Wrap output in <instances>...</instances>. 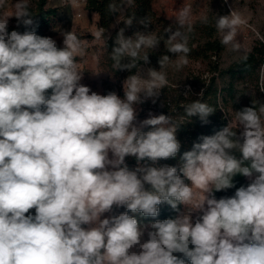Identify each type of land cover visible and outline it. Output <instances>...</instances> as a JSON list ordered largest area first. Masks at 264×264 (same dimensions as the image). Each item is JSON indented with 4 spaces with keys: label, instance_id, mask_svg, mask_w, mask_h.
<instances>
[{
    "label": "clouds",
    "instance_id": "9594fccd",
    "mask_svg": "<svg viewBox=\"0 0 264 264\" xmlns=\"http://www.w3.org/2000/svg\"><path fill=\"white\" fill-rule=\"evenodd\" d=\"M13 7L11 15L0 13V264H264V103L242 107L235 125L201 136L179 169L157 166L181 148L172 116L149 113L137 122V106L155 103L167 86L172 57L177 69L188 62L182 29L191 7L177 11L176 28L169 25L163 38L147 30L148 17L139 21L147 31L117 32L112 67L135 69L123 81V98L81 83L78 58L86 48L73 30L61 32L62 46L34 30L9 32L11 17L17 28L34 24L29 0ZM108 10L118 12L115 4ZM246 23L231 7L218 15L220 43L240 52L238 30ZM91 35L107 45L103 28ZM161 42L171 55L159 57L158 70L144 69L148 50ZM260 85L264 92V69ZM215 110L200 99L184 107L202 123ZM126 157L137 166L129 168ZM237 174L249 183L236 188ZM231 188L232 196L214 195ZM161 204L175 217L146 224L129 215L155 218ZM114 207L126 211L105 216Z\"/></svg>",
    "mask_w": 264,
    "mask_h": 264
},
{
    "label": "trees",
    "instance_id": "16d2710c",
    "mask_svg": "<svg viewBox=\"0 0 264 264\" xmlns=\"http://www.w3.org/2000/svg\"><path fill=\"white\" fill-rule=\"evenodd\" d=\"M85 2L89 10L97 13L98 26L100 28L108 30L113 23L118 20L116 29H114L107 38L108 46L104 44L107 52L108 66L111 70L115 71L112 67L113 62L110 58V52L115 46L117 32L123 28L125 22L130 17L135 18L132 25L138 26L137 29L143 27V25L139 23L142 18L148 17L151 20L154 14L151 8V0H133L131 6L123 3L122 0H85ZM46 3L47 0H38L34 11L30 10L31 14L34 16L32 28L25 29L23 26L17 28L16 25L13 28H9V32L12 30H18L20 32L34 30L37 35L50 37V29L57 15V9L46 7ZM109 4H115L118 8V12L115 14L109 12ZM201 33L202 37H204L203 43L198 44L194 48L189 46V56L194 59H199L200 62L203 63L204 68L196 74L193 71H189L187 76H185L183 80H180L181 82L179 83L171 80L169 84L161 90V95L156 102L153 103L154 106L160 104L158 107L159 115L165 114L172 116L174 123L178 126L176 133L177 139L181 143L180 151L175 158L161 160L158 162L157 166L169 165L179 169L182 165L181 156L185 151L191 150L195 142H200L199 138L201 136L213 135L215 132L227 126L228 123L231 122L232 117L236 115V111L240 110L242 107L249 106L252 98L255 97L256 101L261 104L264 103V92L261 91L259 86L261 78L257 73L264 59V45L258 42V46H254L236 62L227 68H222L219 65L217 56L222 51L223 45L220 43V40L212 38L211 28H205ZM159 53V50H151L149 62L158 60L159 57L157 55ZM245 56H247V60L243 59ZM226 77L227 81H225L223 86H220L219 82ZM244 77H252L251 88L254 90V94H250V96L239 95L233 83L234 80ZM109 91L113 90L105 84L103 94H107ZM201 91L203 94L198 96ZM50 92L51 90H49V94ZM186 92H188L187 95H185ZM196 99H200L216 109L215 112L208 117L207 123H202L198 116L188 118L184 113V107ZM240 101H243V103ZM143 130L148 131L150 129L145 128ZM235 155L237 158H240L241 154L237 152ZM125 163L129 168H135L137 166L134 157H128ZM233 183L236 188H238L241 185L246 186L249 180L237 174L233 177ZM235 190V188H231L215 192L214 195L217 199L225 196H232ZM180 207L182 208V206ZM159 208V215L155 218L143 217L139 213H129V215H134L138 221L146 224L154 222L155 220L174 218L176 215V212L167 204H161ZM125 211L126 209L124 207H114L110 215H118Z\"/></svg>",
    "mask_w": 264,
    "mask_h": 264
},
{
    "label": "rangeland",
    "instance_id": "374dc122",
    "mask_svg": "<svg viewBox=\"0 0 264 264\" xmlns=\"http://www.w3.org/2000/svg\"><path fill=\"white\" fill-rule=\"evenodd\" d=\"M15 0H0V13L11 15L14 11ZM38 0H29L30 10L34 11L37 6ZM81 7L78 9H72L70 7L59 6V0H47L46 7L56 8L57 15L53 21L52 27L50 29V37L57 41V44L62 46L63 37L61 32L73 30L77 36L85 42V56L78 58L80 68L85 71L82 84L87 85L92 91L99 94H103L104 86H109L115 91L121 98H123V81L125 78L135 73V69L132 72L128 71H113L108 66L107 52L105 48V43L101 39L95 38L92 33H95L99 29L98 26V15L96 12L89 10L86 7L85 0H81ZM184 6H190L192 10V17L190 25H186L182 31L188 37L187 46L196 47L198 44H202L204 37H202V30L205 28H211L212 38L218 40L221 39L220 34L217 32L215 27V20L218 15L229 14L230 7L233 10L242 13L243 17L247 23L240 27L238 30L237 39L241 43L240 52H233L230 50V46H224L217 56L219 60V65L222 68H227L234 62H236L240 57L245 55L254 46H258V42L264 45V0H151V8L154 12L153 17H151V26L147 30H151L153 34L160 37H165V29L171 25L174 29L176 28L175 16L177 11ZM95 14V15H94ZM17 25V20L15 17H11L8 23V29L13 28ZM118 25V20L113 23V25L105 30V34L108 38L109 35L116 29ZM138 26H127L124 24L123 29L126 37H132L136 32L147 31L144 26L138 28ZM190 27V30H189ZM159 50L161 55L168 54L166 47L163 42L156 49ZM149 55H150V51ZM187 64L183 65L180 69L175 67L177 62L176 57H172L171 62L165 69L168 84L171 80L174 82H181L189 71H193L195 74L204 68L203 63L199 59H194L187 55ZM141 65L144 69L149 67L159 69L158 60L149 62L148 64ZM264 69V59L258 68V75L261 78V70ZM92 73H100L99 75H93ZM227 77L219 82L220 86H223ZM234 86L239 95L250 96L254 94V90L251 88L252 77H244L242 79L234 80ZM259 86L261 88L260 82ZM264 97V96H263ZM243 103V101H240ZM252 102L256 103V107L259 108L260 102L256 101L255 97L251 99ZM153 105L151 100L144 102L137 106V122L146 119L149 113L152 115L158 114V107ZM231 112V111H230ZM234 115L231 119V123L235 125ZM128 157H126L125 162ZM246 178V177H245ZM248 180V178H246ZM183 208V206H182ZM181 208V209H182ZM110 213H106L105 216H109ZM146 238V237H145Z\"/></svg>",
    "mask_w": 264,
    "mask_h": 264
}]
</instances>
